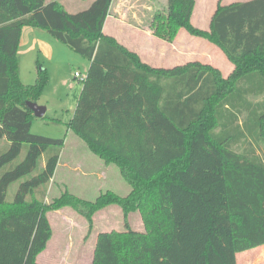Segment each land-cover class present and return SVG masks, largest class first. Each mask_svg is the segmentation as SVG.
<instances>
[{"label":"trees","instance_id":"trees-1","mask_svg":"<svg viewBox=\"0 0 264 264\" xmlns=\"http://www.w3.org/2000/svg\"><path fill=\"white\" fill-rule=\"evenodd\" d=\"M112 1L93 0L71 14L59 1L0 0V264H38L52 234L48 211L79 208L91 226L110 205L122 209L124 231L98 234L92 264H237V254L264 246V160L257 154L264 101L248 100L264 95V0L218 4L209 32L191 25L195 0H167L152 18L153 35L168 43L180 29L214 43L235 66L227 79L198 61L144 64L103 33ZM25 27L89 61L68 129L118 167L127 196L107 191L89 202L64 192L45 203L65 139L30 132L35 117L26 103H36L48 75L37 64L34 84L19 80ZM24 145L23 160L4 169ZM41 158L8 201L10 185ZM136 210L144 233L126 220Z\"/></svg>","mask_w":264,"mask_h":264},{"label":"rangeland","instance_id":"rangeland-1","mask_svg":"<svg viewBox=\"0 0 264 264\" xmlns=\"http://www.w3.org/2000/svg\"><path fill=\"white\" fill-rule=\"evenodd\" d=\"M53 1H60L67 12L73 14L87 9L93 0ZM243 1L246 0H195L191 25L199 30L209 32L210 21L218 4L224 7ZM166 4L167 0H114L111 5V14L114 15L118 11L125 22L131 23L134 27L133 29L125 28L124 31L113 34L136 50L139 58L150 67L171 68L176 65H184L187 62L198 61L217 69L221 77L227 79L235 66L208 39L194 37L184 29L178 31L171 43L153 35L150 27L152 18L157 12L163 10ZM111 28L109 20L106 26L107 32H110ZM33 31L37 36L35 41L38 42V48L42 53L40 54L38 50L34 53L24 52V48L27 47V38L24 36V32L22 36L23 49L19 53V80L23 85L34 84L37 80L36 65L40 64L47 71L48 81L36 101L37 105L45 107V119L33 118L30 132L47 138H64L68 142L60 166L47 185L45 203L51 204L64 192L89 202H93L100 194L107 191L114 192L121 197L127 196L130 187L122 178L118 167L114 164H105L68 129L82 89V82L74 77V72L85 77L89 61L58 42L48 33L34 29ZM51 58L52 60L49 61ZM248 100L253 103L263 102L264 95L258 99L250 96ZM248 114L249 112L245 111L242 116ZM246 139L255 143L257 138L247 133ZM71 152H74L75 155L72 156ZM25 153L26 146L24 145L20 155L8 168L4 169H9L21 162ZM257 154L264 160V138L259 143ZM43 161L44 158H41L36 170L30 176L10 185L6 194L8 201L13 199L21 182L37 173L38 169L42 167ZM78 166L88 176H82L76 171ZM2 172L3 170L0 171V174ZM37 191L36 196L40 198ZM78 209L66 206L46 213L52 234L46 248L37 256L38 264H92L98 234L124 231V215L119 206L110 205L98 210L92 216L91 226ZM126 220L133 231L145 232L142 216L138 210L127 215ZM240 255H236L237 264H264V248L243 257Z\"/></svg>","mask_w":264,"mask_h":264},{"label":"crops","instance_id":"crops-1","mask_svg":"<svg viewBox=\"0 0 264 264\" xmlns=\"http://www.w3.org/2000/svg\"><path fill=\"white\" fill-rule=\"evenodd\" d=\"M64 1V0H63ZM114 1V0H113ZM112 1V3H113ZM125 1V0H123ZM248 1V0H246ZM60 2V1H59ZM244 2V1H243ZM61 3V2H60ZM62 4V3H61ZM63 5V4H62ZM112 5V4H111ZM64 6V5H63ZM65 8V7H64ZM121 8V7H119ZM66 9V8H65ZM110 20V24L112 26L111 28V31L110 32H107V29H106V26L108 24V21ZM134 25H132L131 23H127L125 22L124 18L122 17V15L117 11L116 14H111V6H110V9H109V14L106 18V21L104 23V26H103V33L105 35H108L110 37H114V39H116L120 44H122L124 47H126L128 50L132 51V52H135L136 54L138 53L136 50L132 49L130 45H128L127 43H124L123 40H121L117 35H114L113 33L114 32H118V31H124L125 28H130V29H133ZM25 32V37L27 38V47L24 48V52H30V53H34L36 50L39 51V53L41 54L42 52L40 51V48H38V42L35 41L36 40V35H35V31H33V29L31 28H28V27H25L22 29V32H21V37H20V44H19V51H18V55L20 53V51L23 49L22 48V36H23V33ZM33 51V52H32ZM52 58L49 60L51 61ZM142 61V60H141ZM143 62V61H142ZM144 63V62H143ZM188 63V62H187ZM177 66V65H176ZM174 67V66H173ZM231 72V71H230ZM67 141L65 140L64 142V146H63V149H62V152H61V155H60V158H59V162H58V165H57V168H56V171L55 173L57 172L59 166H60V162H61V159L63 158L65 152V148H66V145H67ZM74 154V152H71ZM70 168H72V166H69ZM76 171H78L79 173H81L82 176H88V174L83 170L81 169L79 166L76 168ZM264 248V246H260V247H257L255 249H252V250H249V251H245V252H242V253H239L241 254L240 256L243 257L245 256L246 254H249V253H252L254 251H257L259 249H262ZM238 255V254H237ZM242 259V258H241ZM238 261V260H237Z\"/></svg>","mask_w":264,"mask_h":264},{"label":"water","instance_id":"water-1","mask_svg":"<svg viewBox=\"0 0 264 264\" xmlns=\"http://www.w3.org/2000/svg\"><path fill=\"white\" fill-rule=\"evenodd\" d=\"M27 107L32 111L35 118H43L46 113L45 107L37 105V103L27 102Z\"/></svg>","mask_w":264,"mask_h":264},{"label":"built area","instance_id":"built-area-1","mask_svg":"<svg viewBox=\"0 0 264 264\" xmlns=\"http://www.w3.org/2000/svg\"><path fill=\"white\" fill-rule=\"evenodd\" d=\"M74 77L75 78H78L81 82L85 80L86 76L85 77H82L80 73L78 72H74Z\"/></svg>","mask_w":264,"mask_h":264}]
</instances>
